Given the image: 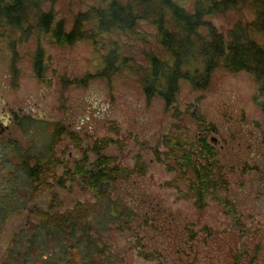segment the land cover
I'll return each instance as SVG.
<instances>
[{
	"label": "rangeland",
	"instance_id": "obj_1",
	"mask_svg": "<svg viewBox=\"0 0 264 264\" xmlns=\"http://www.w3.org/2000/svg\"><path fill=\"white\" fill-rule=\"evenodd\" d=\"M175 1L189 10L194 0ZM90 5L97 3L56 0L54 9L69 29L74 14ZM243 12L244 20H252L250 11ZM238 16L231 12L210 20L225 32ZM140 28L155 33L147 23ZM34 47L33 39L17 46L21 59L13 80L12 52L0 41V108L5 111L0 116L2 121L10 117L0 136V257L21 227L38 222V210L51 203L63 210L76 201L95 200L79 179L31 193L21 161L32 165L40 156H52L73 168L82 149L105 139L104 152L128 171L127 177L109 184V196L132 214L128 227L115 229L113 224L104 236L116 264H264V100L248 73L217 68L203 91L181 81L173 109L165 110L160 98L146 100L137 77L128 71L110 80L90 79L86 85L74 82L96 73L101 63V52L87 41L66 47L43 41L42 78L32 68ZM175 108L178 115H173ZM200 116L207 127L202 135L216 152L210 161L225 179L216 192L219 198H207L203 208L187 196L189 175L184 179L167 169L161 154L165 147L159 144L173 133L194 139ZM56 125L74 132L81 147L66 132L55 137ZM139 164L142 174L135 172ZM62 172L60 165L56 173ZM223 198L233 209L222 204ZM32 259L41 264L35 255Z\"/></svg>",
	"mask_w": 264,
	"mask_h": 264
},
{
	"label": "trees",
	"instance_id": "obj_2",
	"mask_svg": "<svg viewBox=\"0 0 264 264\" xmlns=\"http://www.w3.org/2000/svg\"><path fill=\"white\" fill-rule=\"evenodd\" d=\"M94 1L97 5L74 14L66 29V19L54 9L56 0H0V41L12 52L13 80L18 78L19 44L35 41L30 59L36 77L42 78L43 41L66 47L84 40L101 52V63L96 73L74 80L77 84L86 85L94 78L110 80L128 71L137 77L146 100L158 97L168 110L176 103L181 81L193 90H207L214 71L223 68L230 73H248L264 100V0H194L189 10L175 0ZM244 10L252 13V20L243 19ZM231 12H237L238 19L225 32L219 31L210 19ZM142 22L155 33L141 29ZM175 114H179L176 108ZM199 118L200 133L194 139L173 133L163 136L159 144L165 147L161 154L168 162L167 169L178 171L184 179L189 175L187 196L197 208H203L207 198H219L216 192L225 186V179L218 165L210 161L216 152L202 135L207 127L204 118ZM209 127L214 129V125ZM62 132L81 147L74 132L55 127V137ZM105 145L106 140L101 139L100 144L95 141L82 149L73 168L52 156H40L32 165L27 159L21 161L27 173L25 187L31 193L65 187L66 182L79 179L84 188L92 190L95 200L76 201L63 210L53 209L51 203L47 210H38V222L13 235L0 264H39L33 255L41 264H116L118 258L107 251L104 236L113 224L115 229L128 227L132 214L109 196V184L127 177L128 171L117 164L116 157L104 152ZM155 154L162 160L157 149ZM60 165L63 172L57 175ZM142 165L135 167L136 173L142 174ZM222 204L233 209L227 198Z\"/></svg>",
	"mask_w": 264,
	"mask_h": 264
},
{
	"label": "flooded vegetation",
	"instance_id": "obj_3",
	"mask_svg": "<svg viewBox=\"0 0 264 264\" xmlns=\"http://www.w3.org/2000/svg\"><path fill=\"white\" fill-rule=\"evenodd\" d=\"M0 112H2V115H3V114L5 115V111L3 110V108H2V109L0 108ZM1 118H2V117L0 116V136H1L2 134H4L5 131H7L8 127H9L8 123L10 122V117H9V116H8L6 119L3 118V119H4L3 121H2ZM56 126H59V127L65 128V127L62 126V125H56ZM56 126H55V127H56Z\"/></svg>",
	"mask_w": 264,
	"mask_h": 264
}]
</instances>
